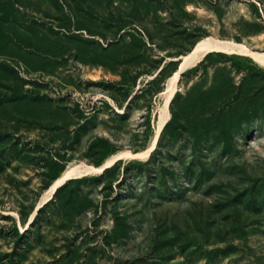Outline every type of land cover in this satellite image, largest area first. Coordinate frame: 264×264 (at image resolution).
I'll use <instances>...</instances> for the list:
<instances>
[{
    "label": "rangeland",
    "instance_id": "1",
    "mask_svg": "<svg viewBox=\"0 0 264 264\" xmlns=\"http://www.w3.org/2000/svg\"><path fill=\"white\" fill-rule=\"evenodd\" d=\"M209 36L247 51L182 68ZM253 53L264 0H0V264H264Z\"/></svg>",
    "mask_w": 264,
    "mask_h": 264
},
{
    "label": "bare ground",
    "instance_id": "2",
    "mask_svg": "<svg viewBox=\"0 0 264 264\" xmlns=\"http://www.w3.org/2000/svg\"><path fill=\"white\" fill-rule=\"evenodd\" d=\"M212 49L224 50V51H247V49L244 46H242L241 44H237V43L229 41V40H223V39H218V38L209 36V37L201 40L200 42H198L196 47L190 53L183 56L184 61L182 63V68L196 62L207 51L212 50ZM253 55L258 61H260L261 63L264 64V54L253 53ZM175 79H176V77H174L170 80V84H169V86H168V88L164 94L165 105L163 107V111L161 112V116H160V123H159L160 126L163 124V122L168 117L167 103H168L169 98L173 92L174 85H175ZM155 139L153 140L151 146H149L148 148H146L140 152L134 153L131 150H125L123 152H119L118 154H116L112 157L107 158L102 164H107V165L111 164L115 159L123 157V156L146 157L148 155L149 151L151 150L152 146L154 145ZM100 170H101L100 166H95L92 164H88L86 162H81V163L77 164L76 166L67 167L62 172V174L44 192L41 200L39 201V205L42 204V202H44L47 198H49L52 195L53 191L56 189L57 185L60 184L61 182H63L66 178H68L70 176H79L82 174L96 173V172H99ZM37 208L35 211H33V214L37 211ZM33 214L31 216V218L33 217Z\"/></svg>",
    "mask_w": 264,
    "mask_h": 264
},
{
    "label": "water",
    "instance_id": "3",
    "mask_svg": "<svg viewBox=\"0 0 264 264\" xmlns=\"http://www.w3.org/2000/svg\"><path fill=\"white\" fill-rule=\"evenodd\" d=\"M214 51H220V50H216V49L209 50V51H207V52L204 54V56H205L207 53H209V52H214ZM204 56H203V57H204ZM203 57H202V58H203ZM202 58H201V59H202ZM201 59H199L194 65H196ZM176 60H178V61H179V64H180L181 57L176 58ZM194 65H192V66H194ZM189 67H190V66H189ZM187 68H188V67H186L184 70H186ZM184 70H182L181 73H182ZM163 126H164V125H163ZM119 159H121V158H117V159H115L111 164H108V165H107V164H102V165H100L101 170H100L99 172H97V173H98V174L103 173V172L105 171V169L111 167V166H112L117 160H119ZM94 174H95V173H94ZM86 175H89V174H82V175H79V176H70V177L66 178L63 182H61L60 184L57 185L55 191L57 190L58 187H60L61 185H63L66 181H68V180H70V179H74V178L83 177V176H86ZM39 208H40V207L37 208L36 213L38 212ZM31 222H32V221H31Z\"/></svg>",
    "mask_w": 264,
    "mask_h": 264
},
{
    "label": "trees",
    "instance_id": "4",
    "mask_svg": "<svg viewBox=\"0 0 264 264\" xmlns=\"http://www.w3.org/2000/svg\"><path fill=\"white\" fill-rule=\"evenodd\" d=\"M209 53H211V52H209ZM207 54H208V53H207ZM110 168H111V167L105 169V171H104L103 173H101L99 176L104 175L106 172H108V171L110 170ZM85 177H86V176L79 177V178H74V179H70V180H73V181H81L82 179H85ZM68 181H69V180H68ZM66 182H67V181H66ZM66 182H65L63 185H61L60 187H58L57 190L60 189L61 187H63V186L66 184ZM57 190H56V191H57ZM56 191H55V192H56ZM38 211H39V210H38Z\"/></svg>",
    "mask_w": 264,
    "mask_h": 264
}]
</instances>
